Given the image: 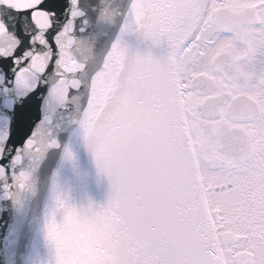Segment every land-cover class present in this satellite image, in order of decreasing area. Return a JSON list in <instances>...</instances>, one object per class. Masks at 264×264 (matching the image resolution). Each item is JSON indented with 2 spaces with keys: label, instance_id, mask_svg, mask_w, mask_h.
Listing matches in <instances>:
<instances>
[{
  "label": "snow or ice",
  "instance_id": "6c2138e0",
  "mask_svg": "<svg viewBox=\"0 0 264 264\" xmlns=\"http://www.w3.org/2000/svg\"><path fill=\"white\" fill-rule=\"evenodd\" d=\"M0 264H264V0H0Z\"/></svg>",
  "mask_w": 264,
  "mask_h": 264
},
{
  "label": "water",
  "instance_id": "95a60500",
  "mask_svg": "<svg viewBox=\"0 0 264 264\" xmlns=\"http://www.w3.org/2000/svg\"><path fill=\"white\" fill-rule=\"evenodd\" d=\"M71 179V177H69ZM110 186L106 177L98 174L94 163L86 162L84 174L75 186V195L83 200L91 198L97 203H103L108 195ZM86 242L88 237H82Z\"/></svg>",
  "mask_w": 264,
  "mask_h": 264
}]
</instances>
